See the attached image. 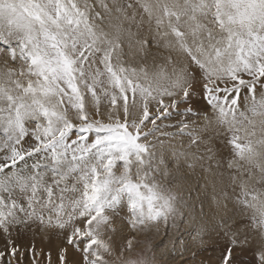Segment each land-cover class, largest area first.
<instances>
[{"label": "snow or ice", "instance_id": "obj_1", "mask_svg": "<svg viewBox=\"0 0 264 264\" xmlns=\"http://www.w3.org/2000/svg\"><path fill=\"white\" fill-rule=\"evenodd\" d=\"M99 7L89 0H0V46L21 62L19 71L0 73V231L39 221L77 247L73 264H109L106 236L124 207L133 228L176 214L175 193L156 179L171 161L162 156L153 166L148 137L173 112L199 118V91L215 124L231 134L228 179L258 237L222 218L213 225L226 241L219 264H234L235 250L253 242L254 264H264V0H100ZM145 22L148 33L140 35ZM125 45L133 56L146 58L152 47L168 55L150 72L126 63ZM213 116L205 114L207 126ZM186 120L166 127L199 144ZM181 157L195 167L197 157L189 162L180 152L177 169ZM202 233L183 241L184 250L204 244ZM59 262L69 264L67 248Z\"/></svg>", "mask_w": 264, "mask_h": 264}, {"label": "rangeland", "instance_id": "obj_2", "mask_svg": "<svg viewBox=\"0 0 264 264\" xmlns=\"http://www.w3.org/2000/svg\"><path fill=\"white\" fill-rule=\"evenodd\" d=\"M108 2L110 3L111 0H108ZM89 3L95 6L96 11H103L99 7L100 0H89ZM137 19H139V17ZM146 29L147 23L145 22V24L139 28L140 35H147L148 32L146 31ZM132 31H138L135 25L132 26ZM150 52L151 54L148 56V60L149 58H151L152 61L150 60L149 63L147 62V60L146 62L145 60H143L144 57L142 58L141 62L140 59L137 60L138 56H135V58L132 55H128V53H125L124 60L126 61V63L139 68L140 66H149L147 65V63L150 64L151 62H153V60L158 62L161 61L162 63H164L163 57L168 55L167 51V54L163 53V50L156 47H152L150 49ZM152 54L155 55H153V57L155 58L152 57ZM7 56H9L8 52L5 51L2 46H0V73L5 72L8 68H15L17 71H19L21 62L17 60L15 63H13L10 59V56ZM193 101V107L200 109L199 118L193 117L191 121H187L185 117L177 115L175 114V112H173L170 119H163L158 122L160 125V131L153 133V135L149 136L148 138V142L155 144V146L158 147H155L153 151H160V153L158 154L159 157L157 158L158 163H156L155 165L159 164V159L160 157H162V154H164V144L162 145V148H160V141H165V145L167 146V139L160 136L161 132H168L169 134H172L179 131L178 128L166 126L177 124L180 120H186V122L189 123V130L196 128L195 130L193 129L194 133L202 138L199 144H191V137L189 135H179V138L175 135L177 139H179H176V141L180 148H186L188 146L191 147V145L194 147V149L192 148L191 150H194L193 156H197L195 167L194 169L186 167L187 165L185 164L184 158L182 157L180 160V167L179 169H177L174 156H170L171 158L168 156V158L166 157V162H169L171 160L174 161L173 163H167V172L169 173V175L167 176V178L165 177L166 179L162 177L161 173H159L156 177L157 181L160 184L164 185L166 189H169L175 193L176 214L174 216H170L167 223L161 220L159 224L153 223L143 228L139 226L133 228L130 223L131 216L129 210L126 209L127 207H124L125 210L123 209L113 216L110 228L106 236V239L107 237H110L109 243L111 246V255H105V259L109 262V264H125L126 261L130 260L137 262L147 260L148 264H219V257L225 248L226 241L222 236H218L217 232L214 230L211 234H207V236L205 234L206 242L204 244L198 245L196 247H193L190 244L188 251H185L183 248L182 242L185 240H190L191 235H195L196 232L194 233V228L198 224L199 219L202 218H205V220L211 219L213 222L212 225H215L220 223L219 221L221 220L218 219H220L219 217H222L224 215L222 218L227 219L229 225H232L234 229H238L241 232L247 230L251 239L253 241H258V237H256L251 231V225L246 213H244L242 208L235 203L239 188L237 187L234 191L233 186L228 179L229 173L233 171H231V169H229L228 167L229 162L233 160V155L231 147L226 144V141L230 138L231 134L228 132L227 126H217L215 124V118L213 116L212 109L207 106L206 102L202 99L199 91L194 94ZM87 103L89 108H92L93 102L90 97ZM165 103H169L168 98L165 100ZM107 105L108 101H101L102 112L106 111ZM185 107H187V105H181V111H183ZM152 110H155L154 102L152 104ZM206 113L209 116H213V123L211 126H207V121L204 120V116ZM151 127L152 125L149 124L148 128ZM145 131H147V128L145 129ZM167 147L169 148V146ZM208 149L212 150L211 153L208 152ZM200 156H203L206 160L199 162ZM188 158L189 162H191L192 156ZM183 161L184 163H181ZM34 162L35 157L29 160L27 167H31ZM154 162L155 161H153V165ZM209 162L212 163V168L220 170L221 178L223 177V183L220 185V187L222 186L221 188L223 189V193L225 196H227L225 198L224 204L227 205L229 211L224 214L221 213L222 211L218 210L216 214V216H219L218 219L208 216L207 213L202 214L200 208L203 201L201 199H203V196H205V193H202V188H197L196 192L195 190L192 191L193 188L191 190H188L186 188L187 186H184L185 190L182 189V191L178 190L177 188L178 183H188L189 180H192L190 179V177L194 178V176L196 175L197 180L198 178L199 180H202L205 176V172H208V169H212L211 167L209 168ZM184 164L186 166L183 167ZM69 183H71V181H69ZM209 192H207L209 194L207 195L210 197L212 193ZM193 194H196V196H194ZM125 211H127V214ZM212 218L215 219L213 220ZM42 227L44 228V226L40 225L39 221H37L34 223H30L28 226L20 225L14 227L11 229L9 234H5L0 231V253H3V255L0 256V264H60L59 253L60 250L64 248H67L69 264H73V261L81 256V253L77 249V247L68 245L66 240L67 238L64 236V232L59 229H47V233L49 234L46 238L48 239L43 240V243L40 241V239H35L37 237H41L42 230L40 228ZM37 229L40 230L38 231ZM47 240L49 241L48 243H50V246L47 245ZM129 241H131L130 248L128 246ZM255 248V242H253L251 246L245 245L243 249L237 248L234 253V264H254L253 253L255 251ZM13 249L16 250L15 254H13Z\"/></svg>", "mask_w": 264, "mask_h": 264}, {"label": "bare ground", "instance_id": "obj_3", "mask_svg": "<svg viewBox=\"0 0 264 264\" xmlns=\"http://www.w3.org/2000/svg\"><path fill=\"white\" fill-rule=\"evenodd\" d=\"M127 27V26H126ZM146 31L148 32V25H147V29H146ZM161 50H163V53H166L167 54V52H166V50L165 49H163V48H160ZM125 53H128V55H129V49H128V47H127V45H125ZM150 54H151V52H150ZM149 54V55H150ZM148 55V56H149ZM153 55L154 54H152V57H153ZM163 55V54H162ZM165 55V54H164ZM133 56V55H132ZM136 56H138V57H140V58H138L137 57V60L138 59H140L141 60V62H142V58H143V56H141V55H136ZM148 56L145 58H143V60H145V62H146V60H147V62L149 63V61L151 60V58H149V60H148ZM155 56V55H154ZM7 57H9V56H7ZM135 57V56H134ZM134 57H132V58H134ZM161 57V56H160ZM136 58V57H135ZM153 58H155V57H153ZM173 58H175V56L173 57ZM159 59V58H158ZM162 59V58H161ZM152 61V60H151ZM144 62V63H145ZM147 63V65H149V66H147L148 67V70L150 71V72H152V71H154L155 70V68H156V66L157 65H160V64H162V62L160 61V62H158V61H155V60H153V62H151L150 64H148ZM3 71V70H2ZM1 72V71H0ZM166 99H167V97H166ZM165 99V100H166ZM155 104V103H154ZM195 124V123H194ZM193 125V124H192ZM196 125V124H195ZM194 126V125H193ZM196 127V126H195ZM200 127V126H199ZM202 127H203V125H202ZM204 128H206V127H204ZM192 129V128H191ZM194 130L196 129V128H193ZM192 129V130H193ZM203 130V129H202ZM220 130V129H219ZM204 131H205V129H204ZM207 131V130H206ZM156 133V132H155ZM196 133H197V131H196ZM206 133V132H205ZM171 134V133H170ZM195 134V133H194ZM161 136V135H160ZM176 136H178V138H179V135H176ZM175 135H169L168 137H165L167 140V146H169V148L165 145V141L163 142V144H160L161 145V147L160 148H162V145H163V150H164V152L163 151H161V152H163L164 154H162V156L165 158V160H166V157L168 158V156L170 157V156H175V154L176 153H180V152H186L187 154H188V157H191V156H193V151L194 150H191L192 148L194 149V147L191 145V147L190 146H188V147H186V148H180L179 146H178V143H177V141H176V139H177V137H176ZM163 137V136H162ZM149 138V137H148ZM160 138V137H159ZM164 138V137H163ZM161 139V138H160ZM177 140H179V139H177ZM187 141V140H186ZM208 141V140H207ZM154 142V141H153ZM205 143H207V142H205ZM180 144V143H179ZM155 145V144H154ZM157 145V144H156ZM158 145H159V143H158ZM155 147H157V146H155ZM158 148V147H157ZM155 149V148H154ZM162 150V149H161ZM155 151H157V150H155ZM154 151V152H155ZM160 153V151L159 152H155V162H154V165L156 164V163H158V154ZM197 157V156H196ZM161 158V157H160ZM171 158V157H170ZM182 158V157H181ZM160 160V159H159ZM204 160H206V159H204ZM203 160V161H204ZM208 161V160H207ZM174 161H172L171 160V163H173ZM200 162V161H199ZM210 162H212V161H210ZM209 162V163H210ZM181 163H184V161L183 162H181ZM203 163V162H202ZM186 164V163H185ZM183 165V167L184 166H186V165ZM153 165V166H154ZM211 165H212V163H211ZM207 166V165H206ZM174 167V166H173ZM187 167V166H186ZM208 167V166H207ZM213 167V165L211 166V168ZM194 169V168H193ZM204 169H206V168H204ZM208 169V168H207ZM173 170V169H172ZM165 171H167V169H165V167L164 166H162V165H160V172L159 173H161V175H162V177L163 178H165V176H164V172ZM232 171V170H231ZM173 172V171H172ZM174 172H175V170H174ZM201 172H202V169H201ZM201 174V173H200ZM160 175V176H161ZM173 175H174V173H173ZM189 175V174H188ZM192 175V174H191ZM197 176V175H196ZM196 176H194V178H191L190 177V179H192V180H189V182L188 183H181V184H177V188H178V190H180V191H182V189H184V186L188 189V190H191L192 188H193V190L192 191H194L195 190V192H196V189L198 188V189H200V188H202V193H205V196H203V199H201L202 201H203V203L201 204V211H202V214L203 213H207V215L208 216H211V217H215L216 219H218V215L216 216V214H217V211L218 210H220V211H222L221 213H224V214H226V212H228L229 210H228V208H227V205L226 204H224V202H225V198L227 197V196H225L224 195V193H223V189L220 187V185L223 183V179L221 178V172H220V170H217L216 168H212V169H208V172H205V176H204V178L202 179V178H200V179H202V180H199V178H198V180H197V178H196ZM167 178V177H166ZM165 178V179H166ZM185 179V178H184ZM183 181V180H182ZM198 181V182H197ZM181 182V181H180ZM197 182V183H196ZM197 184V185H196ZM198 186V187H197ZM185 190V189H184ZM209 192V193H212V195H210V197L208 196L209 194L207 193V192ZM190 192V191H189ZM195 192H193V193H195ZM197 194H199V193H197ZM208 194V195H207ZM192 195V194H191ZM194 196H196V194H193ZM200 201V200H199ZM205 202V203H204ZM200 205V204H199ZM127 209V208H126ZM222 209H224V210H222ZM125 210V209H124ZM184 210V209H183ZM126 212V214H127V211H125ZM220 213V212H219ZM125 215V214H124ZM205 216V215H204ZM222 216V215H221ZM224 216V215H223ZM222 216V217H223ZM222 217H219L220 219H218V220H221V218ZM228 217V216H227ZM125 218H126V216H125ZM215 218H212L213 220L215 219ZM113 219V218H112ZM217 220V221H218ZM115 221V220H114ZM220 222V221H219ZM116 223H118V222H116ZM119 223H120V221H119ZM113 224V223H112ZM123 224V223H122ZM213 222H212V220L211 219H207V220H205V218H202V219H199V221H198V224L195 226V228H194V233L195 232H198V231H201V230H203V233L202 234H206V236H207V234H211L212 232H213ZM120 225V224H119ZM36 227V226H35ZM34 227V228H35ZM39 228V227H38ZM41 230H42V235H41V237H37V238H35V239H40V241L43 243L44 241L43 240H45V239H48V238H46L47 237V235L49 234V233H47L48 231H47V229H50V228H47V227H42V228H40ZM40 229H37L38 231L40 230ZM119 229V228H118ZM30 230H31V228H30ZM57 230V229H56ZM123 232V231H122ZM2 233V232H1ZM34 233V232H33ZM51 233V232H50ZM18 234V233H17ZM30 234V233H29ZM44 234V235H43ZM1 236V235H0ZM42 236H43V238H42ZM65 236V235H64ZM66 237V236H65ZM25 239V238H24ZM33 239V238H32ZM50 239V238H49ZM6 240V239H5ZM67 240V239H66ZM32 241H34V240H32ZM52 241H54V240H52ZM52 241H51V243H52ZM46 242V241H45ZM49 241L47 240V245L48 246H50V243H48ZM41 243V244H42ZM35 245H37V244H35ZM39 245V244H38ZM12 246V245H11ZM43 247V246H42ZM53 249H55V248H53ZM21 251V250H20ZM178 251V250H177ZM54 253H56V252H54ZM179 253V252H178ZM58 255V254H57ZM22 257V256H21ZM7 261V260H6ZM58 261V260H57ZM11 262V261H10ZM10 264V263H9ZM193 264V263H192Z\"/></svg>", "mask_w": 264, "mask_h": 264}]
</instances>
